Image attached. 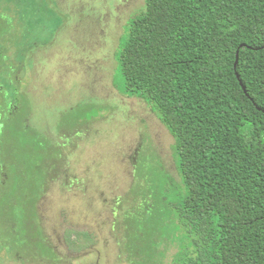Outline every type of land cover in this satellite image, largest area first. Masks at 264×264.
<instances>
[{
	"label": "trees",
	"instance_id": "1",
	"mask_svg": "<svg viewBox=\"0 0 264 264\" xmlns=\"http://www.w3.org/2000/svg\"><path fill=\"white\" fill-rule=\"evenodd\" d=\"M123 40L114 85L159 112L184 185L152 171V202L126 214L128 262L166 264L173 244L172 264H264V0H146ZM15 86L0 131V244L57 263L38 205L67 158L29 127ZM173 223L187 246L168 235Z\"/></svg>",
	"mask_w": 264,
	"mask_h": 264
},
{
	"label": "rangeland",
	"instance_id": "2",
	"mask_svg": "<svg viewBox=\"0 0 264 264\" xmlns=\"http://www.w3.org/2000/svg\"><path fill=\"white\" fill-rule=\"evenodd\" d=\"M145 4L0 0V19L10 25L0 36V131L5 113L17 108L19 83L31 103L29 127L67 158L38 205L59 261L27 257L1 243L0 264H130L125 218L158 192L152 171L184 186L175 138L159 112L114 85L122 79L123 37ZM10 212L15 220L18 207ZM177 227L170 224L168 235L187 246ZM0 236L9 240L1 227ZM176 252L169 244L164 263L172 264Z\"/></svg>",
	"mask_w": 264,
	"mask_h": 264
}]
</instances>
